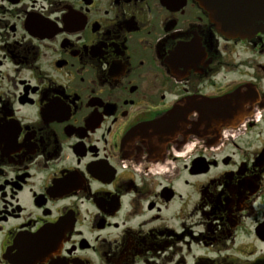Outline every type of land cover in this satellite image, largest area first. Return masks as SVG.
I'll list each match as a JSON object with an SVG mask.
<instances>
[{"label":"flooded vegetation","instance_id":"1","mask_svg":"<svg viewBox=\"0 0 264 264\" xmlns=\"http://www.w3.org/2000/svg\"><path fill=\"white\" fill-rule=\"evenodd\" d=\"M0 264H264V34L0 0Z\"/></svg>","mask_w":264,"mask_h":264},{"label":"water","instance_id":"2","mask_svg":"<svg viewBox=\"0 0 264 264\" xmlns=\"http://www.w3.org/2000/svg\"><path fill=\"white\" fill-rule=\"evenodd\" d=\"M225 34L249 38L264 34V0H194Z\"/></svg>","mask_w":264,"mask_h":264}]
</instances>
